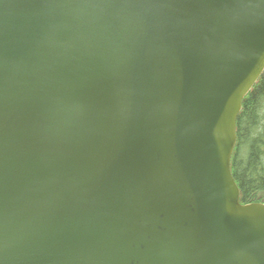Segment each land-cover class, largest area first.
I'll return each mask as SVG.
<instances>
[{"label": "water", "instance_id": "95a60500", "mask_svg": "<svg viewBox=\"0 0 264 264\" xmlns=\"http://www.w3.org/2000/svg\"><path fill=\"white\" fill-rule=\"evenodd\" d=\"M263 72L264 0H0V264H264Z\"/></svg>", "mask_w": 264, "mask_h": 264}, {"label": "trees", "instance_id": "16d2710c", "mask_svg": "<svg viewBox=\"0 0 264 264\" xmlns=\"http://www.w3.org/2000/svg\"><path fill=\"white\" fill-rule=\"evenodd\" d=\"M237 123L232 173L241 202L264 203V73L244 100Z\"/></svg>", "mask_w": 264, "mask_h": 264}, {"label": "bare ground", "instance_id": "6f19581e", "mask_svg": "<svg viewBox=\"0 0 264 264\" xmlns=\"http://www.w3.org/2000/svg\"><path fill=\"white\" fill-rule=\"evenodd\" d=\"M238 124V123H237Z\"/></svg>", "mask_w": 264, "mask_h": 264}]
</instances>
